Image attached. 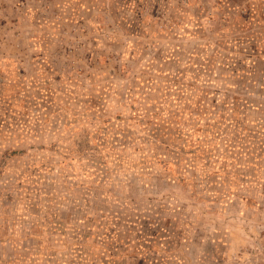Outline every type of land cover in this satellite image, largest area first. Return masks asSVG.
I'll list each match as a JSON object with an SVG mask.
<instances>
[{
	"label": "rangeland",
	"instance_id": "374dc122",
	"mask_svg": "<svg viewBox=\"0 0 264 264\" xmlns=\"http://www.w3.org/2000/svg\"><path fill=\"white\" fill-rule=\"evenodd\" d=\"M0 99V264H264V0H0Z\"/></svg>",
	"mask_w": 264,
	"mask_h": 264
},
{
	"label": "crops",
	"instance_id": "0c3cea01",
	"mask_svg": "<svg viewBox=\"0 0 264 264\" xmlns=\"http://www.w3.org/2000/svg\"><path fill=\"white\" fill-rule=\"evenodd\" d=\"M180 87L178 86V83L175 82L173 85V92L177 93L179 92ZM46 92H49L48 90ZM5 99H0V102H4ZM4 111V112H3ZM1 112L0 115V135L1 132L4 130L5 132H9L11 134H13V132H18L19 131V124H21L20 122L22 121V119H20V117L18 114H16L15 112H11L10 110H3ZM6 111V112H5ZM139 113V111H138ZM136 113L135 115H140ZM24 117V116H23ZM34 141H38V138L35 137V139H33ZM160 142V141H159ZM163 143V141H161ZM152 143V142H151ZM156 143H158V137L157 139H154V144H149L151 150L149 152V155L153 156L155 160L157 161H163V159L166 158V155L162 154L163 149L158 145H156ZM144 146H146V144H143ZM137 149V148H136ZM249 150H251V148H249ZM261 152V150H260ZM143 157V156H142ZM150 156H146V158H148ZM162 159V160H160ZM145 160V159H143ZM164 162V161H163ZM121 163V161L119 162ZM166 163V162H165ZM253 165V168H246L245 171L243 173H241L242 178L250 180V179H255V176H253L251 173L252 171H254L253 169L255 167H258L257 165ZM250 182V181H248ZM79 237H82L83 234H78ZM108 251H102L99 255H94L93 253L90 254H84V252L79 251L77 253V259L79 261V264H121L119 263L115 258L112 257V255H108L107 253ZM50 260H52V257H49ZM48 264H54L50 261H48Z\"/></svg>",
	"mask_w": 264,
	"mask_h": 264
}]
</instances>
